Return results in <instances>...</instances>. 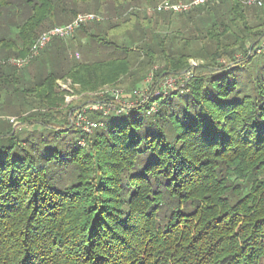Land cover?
Here are the masks:
<instances>
[{"label": "trees", "instance_id": "1", "mask_svg": "<svg viewBox=\"0 0 264 264\" xmlns=\"http://www.w3.org/2000/svg\"><path fill=\"white\" fill-rule=\"evenodd\" d=\"M159 2L0 0V116L19 118L0 120V264H264V3L254 24L239 0L177 15L207 24L193 50L152 32L176 15L141 9ZM80 13L103 17L77 30L89 45L57 39L29 67L8 62ZM111 32L142 40L150 63L161 53L156 77L204 63L152 103L96 114L103 126L87 134L60 112L57 82L94 93L126 75L137 55ZM82 48L107 57L70 56Z\"/></svg>", "mask_w": 264, "mask_h": 264}, {"label": "rangeland", "instance_id": "2", "mask_svg": "<svg viewBox=\"0 0 264 264\" xmlns=\"http://www.w3.org/2000/svg\"><path fill=\"white\" fill-rule=\"evenodd\" d=\"M161 1L163 0H160V2ZM181 1L190 2L191 0H187V1L181 0ZM218 3L219 2H214V3L210 2L208 3V5L203 6V7L206 8L205 9L206 11H208L207 9H209L213 4L215 5ZM146 8H148V6L141 7L142 10H146ZM251 8L253 7L246 8V11L248 13L250 22L254 24L256 20L254 17V11ZM92 12H95V11H92ZM148 13L153 14L152 12H148ZM173 17H174V20L169 25H165L166 23L164 24V23L158 22L159 25L158 27H156V24H154L153 27L151 28L152 32L154 33L155 31L156 33H158L157 35H159L160 38H163V37L167 38L168 44H173L175 42V46L178 48L183 46V44H185L187 40L188 41L190 40L193 50H197L201 44L200 40H202L200 38V34L202 31L205 30V27L207 24H205V22H201L200 24H197V25H195L194 23L191 24L190 22L187 21L188 16H185L183 18L181 16L173 15ZM99 20L100 21L103 20V17L101 15H99ZM121 35L122 36H116L114 32L113 33L111 32L112 40L118 41L119 45L123 46L125 44L129 48L133 49L132 55H137V56H134L132 59L131 70L126 75L122 76L117 81L116 84L105 85L103 88H101L100 90L94 93L89 92V93L77 94L75 87H77L78 85L74 84L71 79H68V78L62 79L63 80L62 86L68 89H71V91L69 92L68 95L65 96V102L61 107H59V110H61L60 112L62 113L63 116H66L69 111L70 121H71L72 126H77L74 122L76 110L83 109L87 112L86 115L88 119H95L94 116L96 114H100V111H98L97 108L94 107L97 105L96 102H99V101L106 102L109 98L108 97L109 95H110L109 100L113 102L117 106L115 108H118V109H120L121 106H125L129 108L137 103L144 102V100L147 101V103L150 101L152 103L153 100H157L159 97L162 98V96L164 97L162 89L163 91L168 90V89L177 90L178 88L183 86L185 83V78L187 77L185 74H189V76H192L191 71H194L193 70L194 67L199 66L204 63L202 59H199L196 57L191 58L189 60V66H191V68H189L187 71L181 72L178 74L164 75L162 78L156 77V74L160 72L161 70H163L166 66L165 61L161 57V53H159L158 46H156V48L158 49L159 54H156L154 56V59L152 60V63H150L149 58H147V56L143 54V50L140 49V47L142 48L143 46V42H141L142 40H138L137 42L133 43L128 37H125L124 34H121ZM75 37L76 38H74L75 39L74 41H76L77 44H82L83 46L85 45L87 46L91 42L90 39L88 38L86 39V41L85 39L82 40L80 35L78 36L77 33L75 34ZM156 40L148 41V42L152 45L153 43L156 44L155 43ZM123 41H124V44H123ZM152 46L155 47V45H152ZM73 50L74 49H71L70 56L72 57L76 56L77 58H80L79 59L80 61H95V60H101L107 57L106 50L104 48L103 49L97 48V50L87 55V59L83 58V56H85L84 48H82L81 51L75 50L73 52ZM134 50H136L137 53ZM236 58L242 59L244 57H243V54L239 52L236 54ZM258 58H260V56H255L253 58V61H257ZM219 62L221 64L227 63V61L223 58ZM29 66H31V64ZM150 85H152V88L149 89ZM112 93L113 94L115 93L116 96L119 95L118 96L119 98L117 99L116 97H114ZM112 96L114 98H112ZM68 98L70 99V101H67ZM182 98L186 99V97H182L180 94H176L172 98H170V101H175V100H179ZM81 99L83 100L82 104H81L82 102ZM156 106L157 104H154L155 108ZM86 107H87V110H86ZM152 110H155V109L152 108ZM36 111H39V110L37 109ZM114 111L115 109L113 108L112 112ZM143 112H145V110H141L140 112L134 114V116L129 118L128 121L129 122L133 121L134 119L137 118V115H141L143 114ZM0 120H7L11 124H13L15 127L19 125V118L17 116L2 115L0 116ZM102 121L105 122V124H108L109 122L107 119H104ZM82 135L83 134L80 132H73L74 138L82 137Z\"/></svg>", "mask_w": 264, "mask_h": 264}, {"label": "built area", "instance_id": "3", "mask_svg": "<svg viewBox=\"0 0 264 264\" xmlns=\"http://www.w3.org/2000/svg\"><path fill=\"white\" fill-rule=\"evenodd\" d=\"M218 1L219 0H191L190 2H184V1L164 0L160 4H158L155 8H148L146 10L148 12L157 11V12H168L176 15H182L185 13H189L194 9L206 6L210 2L214 3ZM239 2L248 7H261L263 6L264 0H239ZM95 20H99V16L96 14L80 13L68 24L54 26L52 28L43 31L39 36V38L33 43L29 52L24 57L11 58L9 59L8 62L18 69L25 68L29 66L31 62L35 58H37L52 42H54L57 39L68 40L73 38L77 30L82 25ZM258 53L264 55V38L261 40L260 44L258 45ZM186 76L187 77L185 79H189L191 77L189 76V74H187ZM62 82H63L62 79L58 80L57 82L58 87L59 89H61V91L65 92L66 95H68L71 89L62 86ZM183 86L181 87L183 88ZM180 88H178L177 90H179ZM168 90H174V89H168ZM112 95L117 99L119 98L118 97L119 95L116 96L115 93L114 94L112 93ZM67 101H70V99L68 98ZM96 103L97 105L94 107H96L97 110L103 114V116L120 114L124 112L125 110L124 108H128L125 106H121L120 109L115 108L117 106L110 100L109 103H101V102H96ZM113 108L115 109L114 112H112ZM86 113L87 112L83 109L76 110L74 122L77 125L76 127L78 129H81L82 132L87 134H92L96 129L102 127L103 123L95 119H88Z\"/></svg>", "mask_w": 264, "mask_h": 264}, {"label": "crops", "instance_id": "4", "mask_svg": "<svg viewBox=\"0 0 264 264\" xmlns=\"http://www.w3.org/2000/svg\"><path fill=\"white\" fill-rule=\"evenodd\" d=\"M56 26H60V25H56Z\"/></svg>", "mask_w": 264, "mask_h": 264}]
</instances>
